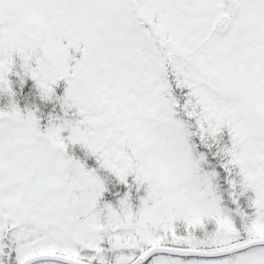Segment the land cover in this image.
I'll return each mask as SVG.
<instances>
[{"label": "rangeland", "instance_id": "374dc122", "mask_svg": "<svg viewBox=\"0 0 264 264\" xmlns=\"http://www.w3.org/2000/svg\"><path fill=\"white\" fill-rule=\"evenodd\" d=\"M132 7V0H0V80L15 51L24 54L42 91L50 89L51 79L70 75V94L83 116L68 130L53 125L48 138L61 146L67 130L69 141L92 147L106 167L147 180L155 200L137 220L166 215V230L138 236L123 199L104 211L90 208L93 189L83 193L86 204L67 212L59 225L42 226L57 220L68 195L63 190L32 210L29 219L37 224L21 222V196L37 197L43 188L59 185L64 156L27 128L1 121L0 264L11 248L15 264L43 252L124 264L149 245L181 242L182 219L216 222L220 231L210 245L244 237L207 175L197 171L165 79L163 49L176 50L172 66L189 88L196 119L213 133L232 131L229 154L239 167V184L256 196L248 236L264 237V0H143L140 10L148 19L158 15L155 29ZM223 15L231 18L221 22ZM43 53L47 58L38 71L32 56L39 61ZM75 54L81 58L71 67ZM89 178L86 169L74 171L70 195L77 197ZM155 264H264V245L221 258L161 254Z\"/></svg>", "mask_w": 264, "mask_h": 264}, {"label": "trees", "instance_id": "16d2710c", "mask_svg": "<svg viewBox=\"0 0 264 264\" xmlns=\"http://www.w3.org/2000/svg\"><path fill=\"white\" fill-rule=\"evenodd\" d=\"M143 0H132V11L136 12L139 18L146 22L152 29L158 21V15L153 19H148L147 14L140 10ZM236 2L238 0H235ZM236 10L234 9V14ZM230 15H223L221 22L229 20ZM221 22H218L219 25ZM228 21H226L227 23ZM176 50L166 51L165 55V79L171 96L176 101V113L183 119L185 127V137L188 142L190 153L197 161V171L210 180L215 195L219 197L221 206L226 210H231L235 218V226L239 228L244 237L228 242L210 245L220 231L216 222L205 219L202 222L187 224L185 220L178 221L177 232L181 236V242H171L173 244L190 246L200 249H220L231 245L247 242L251 239L248 226L255 218L257 204L254 192L244 189L240 183L239 167L232 157H230L229 146L233 142V133L227 127L219 128L217 132H212L208 125L201 124L194 114L193 101H191L188 86L180 82L176 71L172 66L171 54ZM33 58V65L38 71L41 69V62L47 58L46 53L41 55L39 61ZM81 57L74 55L70 66L73 67ZM25 56L15 51L10 56V68L4 72V78L0 80V122H5L9 126H22L27 128L38 142L42 141L50 145L53 149L59 148L64 156L61 167L62 182L59 185L43 188L37 197L26 199L21 196L17 203L18 210L24 208L21 222L37 224L35 219H29L30 213L36 208L40 201L47 195L63 190L68 193L64 207L59 211L55 221L42 225L45 228L59 225L67 212L73 210L78 205H83L82 196L87 189H93L96 198L91 204V209L106 210L115 200L123 199L127 209L131 211V225L138 236L145 230L152 234H158L166 230L168 217L155 219L150 217L145 223H140L138 219L142 209L154 203V194L150 191L149 182H140L135 172L128 175H121L117 170L106 167L101 161L98 152L92 147L80 141H69L66 135L69 127L78 121L83 114L79 111V104L70 94L71 76H57L50 80V89L42 91L38 84V77H35L29 67L24 65ZM86 94L84 93L83 96ZM64 124V130L60 136V141L65 142L60 146L58 141H51L48 138V131L53 125ZM78 167V168H77ZM86 169L90 173L88 185L83 190L78 191L77 197L71 196L68 185L74 171ZM70 172L69 176L66 173ZM86 204V203H84ZM89 205V203H87ZM17 210V211H18ZM83 218V217H81ZM67 220V219H66ZM74 222L76 219H68ZM145 250H142L144 252ZM14 248L8 250L5 255V264H15ZM84 261L96 264H113L111 261L103 262L98 259L79 258Z\"/></svg>", "mask_w": 264, "mask_h": 264}, {"label": "water", "instance_id": "95a60500", "mask_svg": "<svg viewBox=\"0 0 264 264\" xmlns=\"http://www.w3.org/2000/svg\"><path fill=\"white\" fill-rule=\"evenodd\" d=\"M264 244V238L259 239H253L247 243L231 246L229 248L220 249V250H212V251H206V250H197V249H189V248H176V247H168V246H156L148 250V252L145 255H142L137 258L136 261H134V264H143L147 259L152 257L155 253L159 252H167L171 254H177L182 256L187 255H198L200 256H222V255H231L232 253H235L237 251L245 250L249 247L258 246ZM44 260H50V261H56L61 262L65 264H89L87 262H83L81 260L74 259L70 256L64 255V254H58V253H41L34 256H30L29 258L22 261L20 264H35L39 261Z\"/></svg>", "mask_w": 264, "mask_h": 264}, {"label": "flooded vegetation", "instance_id": "af4514ba", "mask_svg": "<svg viewBox=\"0 0 264 264\" xmlns=\"http://www.w3.org/2000/svg\"><path fill=\"white\" fill-rule=\"evenodd\" d=\"M155 245H161V243H155V244H152V245H149L148 247H146L147 251L148 249H150L151 247L155 246ZM164 245V244H162ZM165 245H169V244H165ZM170 246H175V245H170ZM141 254H144V253H138L134 258H132L130 261L124 263V264H133V261L136 260V258L138 256H140ZM176 258H180V259H186L188 260L189 258H183V257H176ZM157 261V256L153 257V258H150L147 260V262L145 264H155V262Z\"/></svg>", "mask_w": 264, "mask_h": 264}]
</instances>
